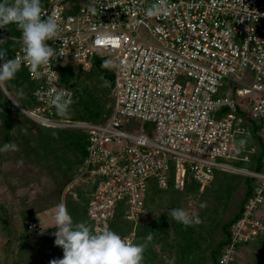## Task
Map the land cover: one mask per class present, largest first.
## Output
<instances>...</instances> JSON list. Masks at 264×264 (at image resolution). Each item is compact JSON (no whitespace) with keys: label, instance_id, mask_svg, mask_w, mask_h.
Listing matches in <instances>:
<instances>
[{"label":"built area","instance_id":"1","mask_svg":"<svg viewBox=\"0 0 264 264\" xmlns=\"http://www.w3.org/2000/svg\"><path fill=\"white\" fill-rule=\"evenodd\" d=\"M41 5L42 18L57 19L60 39L47 42L55 56L35 69L23 60L20 45L12 58L40 84L35 108L16 105L45 126L88 132V155L74 181L96 185L88 204L93 229L108 228L137 244L138 225L149 221L145 204L152 181L163 188L172 181L183 191L190 181L208 185L216 170L242 173L255 179L254 195L232 225L219 262L234 264L242 243L264 232V172L232 162L248 161L247 152L255 150L237 145L239 135L250 134L245 121H256L264 140V0H41ZM154 6L160 10L148 15ZM96 56L115 61L111 115L104 123L56 119L52 89L74 96L62 83V67H89ZM121 210L133 228L119 233L113 224ZM29 227L36 230L40 222Z\"/></svg>","mask_w":264,"mask_h":264},{"label":"trees","instance_id":"2","mask_svg":"<svg viewBox=\"0 0 264 264\" xmlns=\"http://www.w3.org/2000/svg\"><path fill=\"white\" fill-rule=\"evenodd\" d=\"M13 2V0H9ZM6 36H0V50H7V59L12 58L21 43L15 39L21 35L15 24H9L0 28ZM107 58L96 57L93 61L94 69L102 71L104 80L109 82L106 92L114 90V71L111 68L102 67V63ZM1 62V61H0ZM85 72L81 65L68 63L62 67L61 80L65 86L71 88L74 96L71 99L69 110L66 115H58V120L70 119L72 121H87L94 123H104L112 113L113 95L111 97L101 96L99 89L90 86L81 76L80 72L88 76H97L94 71ZM80 71V72H79ZM39 82L31 80L26 69H20L15 79L5 82L3 85L10 96L24 109H33L38 103L34 97V92L39 86ZM23 89L25 95H18V91ZM6 91L0 85V144L1 139L6 141L16 139L24 150V157H32L37 162H45L48 170L53 165L60 169L64 181L60 183L54 194L60 203L64 196V202L68 212L73 218L74 224L85 222L92 226V221L88 213L90 194L95 189V183L86 179L74 181L88 155L89 134L86 130L76 127H50L45 126L33 118L26 115L9 98ZM18 115H14V111ZM244 126L250 130V134L239 135L237 145L241 147L240 141H246L243 147L248 150L255 149L249 154L250 159L233 160L232 162L251 171L264 172V140L259 134L260 125L256 121H245ZM23 129H26L25 133ZM13 132V133H12ZM16 132V133H15ZM44 164V163H43ZM211 187H206L207 191H213L216 199L225 198L224 205L232 198L238 189L242 190V195L236 208L232 211L228 219L212 220L210 215L204 211L200 215L202 223L194 224L185 228L177 223L169 214L173 208H180L177 202L172 203L171 208L162 214L155 215L151 220L140 223L137 228V244H143L149 232H153L154 238L147 244L144 252L142 264H168L163 256L175 254L176 264H219L225 246L231 241V227L239 220L245 210V206L250 197L254 195L255 179L251 176L228 170H216L211 181ZM214 190H212L213 187ZM201 185L195 181H190L185 190L178 191L173 182L168 187H160L155 181L151 182L145 207L149 212L152 203L158 199H163L166 193L199 192ZM240 191V190H239ZM74 192L79 197H74ZM50 209V204H35L24 213L21 223H13L4 206L0 207V236L3 238V257L0 264H40L49 259V255L39 249L37 241L31 236L26 219L29 216ZM169 209V208H167ZM264 221V215L262 216ZM14 224V225H13ZM114 230L122 233L130 231L133 225L125 221L123 210L119 211L113 224ZM221 229V230H220ZM253 264H264V232L255 239L242 243L239 252L253 245ZM161 245V253L157 245ZM239 253V254H240ZM49 256V257H48ZM238 255L236 261L238 260ZM234 262V264L236 263ZM42 264V263H41Z\"/></svg>","mask_w":264,"mask_h":264},{"label":"clouds","instance_id":"3","mask_svg":"<svg viewBox=\"0 0 264 264\" xmlns=\"http://www.w3.org/2000/svg\"><path fill=\"white\" fill-rule=\"evenodd\" d=\"M160 9L154 6L148 15L155 14ZM15 24L21 32L19 42L24 49L23 60L33 69L47 65L55 56V49L47 42L60 39V28L53 15L42 18L41 0H0V28ZM5 41H0L4 43ZM7 50H0V85L15 79L20 70L19 59H7ZM102 67H115V61L104 60ZM54 95L50 97L58 115H66L71 103V93L64 89H52ZM18 95L24 96L23 89ZM26 133L27 130L23 129ZM246 141H240L241 147ZM16 150V146L6 143L0 150ZM201 208L206 207L201 203ZM170 216L185 228L202 223L198 214L189 215L183 208H173ZM57 231L55 244L63 249L62 259H53L50 264H142L147 244L154 238L149 232L143 244H135L122 238L114 231L104 228L94 230L85 222L74 224L64 202L57 205L55 225Z\"/></svg>","mask_w":264,"mask_h":264},{"label":"rangeland","instance_id":"4","mask_svg":"<svg viewBox=\"0 0 264 264\" xmlns=\"http://www.w3.org/2000/svg\"><path fill=\"white\" fill-rule=\"evenodd\" d=\"M107 60H111V58H107ZM93 69V65L89 67L82 66V70L85 72H90ZM111 70L115 71V67H111ZM93 71L98 73L96 74L97 76L92 77L84 74L82 71L79 72L87 84L99 89V94H101V96L111 97L113 91L112 93L106 92L110 85L108 81L104 80V75H101L102 71L97 68ZM14 104L16 105L15 102ZM14 115H18L16 110L14 111ZM6 143L15 145L16 150H0V207L4 206L13 223L19 225L21 221H23L22 218L24 213L27 212L36 201L42 204L48 202L50 204V209L29 216L24 223L29 227L31 221L40 222V227L36 230L30 229L29 227L30 234L36 239L39 249L44 251L43 254L46 253L50 256H48L49 259L46 262H40V264H50V261L53 259H62L61 247L55 244L54 233L57 229L54 225L57 205L59 203H57L58 198L54 194H56V189L60 183L65 180L63 174L60 169H57L58 167H56V165H53L50 170H48L45 162H37L30 159L32 157L25 158L24 150H21L22 147L16 139H12L8 142L2 138L0 149H3ZM208 185L211 187L212 184L209 183ZM208 185L201 187L199 192L187 193L184 191L178 194L166 193L163 199H158L151 204L148 212L149 220L155 215L170 210L172 207L171 201L172 203L177 202L180 208H183L189 215L198 214L200 216L204 211H207L206 214L210 215L212 220L224 221L228 219L232 211L236 208L242 195L241 187L234 192L232 198L224 205L226 201L225 198L216 199L214 197V192L210 190L206 193V187ZM214 188L216 187L214 186L212 190H214ZM74 197H79V194L74 192ZM61 202H64V196ZM201 203H205L206 207L201 208ZM260 214L262 216L264 215V206ZM252 244L253 245H248L247 248L239 254L240 257H238L235 264H253L254 242ZM2 245L3 238L0 236V259H2L4 255ZM157 249L159 253L163 254L160 244L157 245ZM163 258L168 264H176L175 254H168L167 252L166 256H163ZM206 263L211 264L208 262Z\"/></svg>","mask_w":264,"mask_h":264},{"label":"water","instance_id":"5","mask_svg":"<svg viewBox=\"0 0 264 264\" xmlns=\"http://www.w3.org/2000/svg\"><path fill=\"white\" fill-rule=\"evenodd\" d=\"M2 87H3V89L6 91V89H5V87H4V85H2ZM6 93H7V95L9 96V98L12 100V101H14L13 100V98L10 96V94L6 91ZM15 102V101H14ZM16 103V102H15ZM17 104V103H16Z\"/></svg>","mask_w":264,"mask_h":264}]
</instances>
